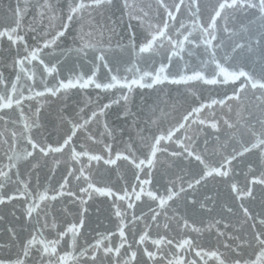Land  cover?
<instances>
[{
    "label": "snow or ice",
    "instance_id": "1",
    "mask_svg": "<svg viewBox=\"0 0 264 264\" xmlns=\"http://www.w3.org/2000/svg\"><path fill=\"white\" fill-rule=\"evenodd\" d=\"M0 264H264V0L0 6Z\"/></svg>",
    "mask_w": 264,
    "mask_h": 264
},
{
    "label": "water",
    "instance_id": "2",
    "mask_svg": "<svg viewBox=\"0 0 264 264\" xmlns=\"http://www.w3.org/2000/svg\"><path fill=\"white\" fill-rule=\"evenodd\" d=\"M8 3H9V0H0V6H3L5 8L8 6ZM116 55L119 56L120 54L117 52ZM171 94L173 97L175 96V86L172 87ZM163 95L164 94L161 93V96H163ZM154 98H155V94H153L151 97H146L147 102H149V103H151V100ZM137 102H139V96L137 97Z\"/></svg>",
    "mask_w": 264,
    "mask_h": 264
}]
</instances>
